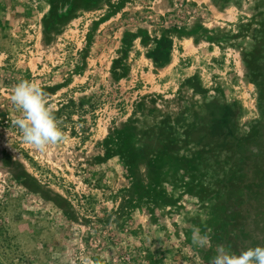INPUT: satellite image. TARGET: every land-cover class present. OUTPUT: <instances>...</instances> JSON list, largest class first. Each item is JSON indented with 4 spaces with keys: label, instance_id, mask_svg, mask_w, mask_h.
Listing matches in <instances>:
<instances>
[{
    "label": "rangeland",
    "instance_id": "obj_1",
    "mask_svg": "<svg viewBox=\"0 0 264 264\" xmlns=\"http://www.w3.org/2000/svg\"><path fill=\"white\" fill-rule=\"evenodd\" d=\"M23 80L66 135L45 152L12 126ZM218 244L264 245V0H0V264Z\"/></svg>",
    "mask_w": 264,
    "mask_h": 264
},
{
    "label": "clouds",
    "instance_id": "obj_2",
    "mask_svg": "<svg viewBox=\"0 0 264 264\" xmlns=\"http://www.w3.org/2000/svg\"><path fill=\"white\" fill-rule=\"evenodd\" d=\"M48 93L36 81L23 80L14 86L10 102L20 115L12 120V126L22 137L25 144L38 152H45L50 145H56L66 139L57 119L48 106ZM192 244L198 248L210 246L211 235L201 234L199 227L192 229ZM210 264H264V245L247 247L233 253L223 244L216 245Z\"/></svg>",
    "mask_w": 264,
    "mask_h": 264
}]
</instances>
